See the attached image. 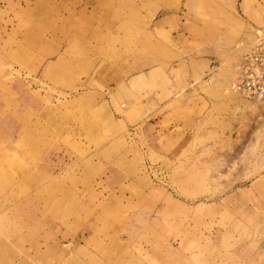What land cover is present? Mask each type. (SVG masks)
<instances>
[{
  "label": "rangeland",
  "instance_id": "obj_1",
  "mask_svg": "<svg viewBox=\"0 0 264 264\" xmlns=\"http://www.w3.org/2000/svg\"><path fill=\"white\" fill-rule=\"evenodd\" d=\"M232 4L233 0H0V91L16 96L15 85L25 82L47 96H69L60 89L65 84L58 85L63 90L59 91L51 85L49 73L33 69L41 68L54 52L58 54L56 67L62 81L74 80V85H79L81 78L87 77L86 72L81 73L84 65L91 71L95 86L115 79L124 84L144 74L149 68L147 61L161 55L168 46L173 49L180 45L183 35L199 39L195 43L198 47H214L216 36L223 29L226 33L231 30L229 21L218 19L217 8L230 9ZM168 13H174L178 21L162 34L157 21L171 17ZM234 28L241 35L234 45L237 49L225 60L213 59L210 69L200 78V83L215 81L217 73L227 71L222 96L206 104V111L189 123L184 135L177 131L174 137L160 141V149L146 152L145 122L130 120V114L128 121L111 126L107 132V136H116L113 148L117 156L110 167L127 184L124 189L123 184L105 188L106 226H112V230L104 235L100 249L88 255L95 264L96 257L106 262L118 258L121 264H158V249L151 251L150 243H161L160 234L139 233L130 247L131 236L125 232V227L139 220L132 217L134 211L151 208H155L151 225L167 226L169 233L165 236L179 249L189 248L185 239L197 231L200 242L195 251L205 253L210 243L206 236L229 231L233 235L223 238L218 260L221 264H245L232 261L229 251L248 243L250 234V243L261 256L255 263L264 264V100L225 92L235 77L238 53L258 26L245 30L237 24ZM143 81L145 77L141 75L133 84ZM81 87L69 90L76 94L82 92ZM158 108L150 106L143 118ZM133 112L134 108L130 113ZM147 192L153 194V202L147 201ZM166 195L182 200L185 208L179 212L177 206L166 202ZM165 205L174 211L173 215L159 218ZM20 224L21 218L16 216L4 221L8 226ZM63 244L62 249L73 246L67 238Z\"/></svg>",
  "mask_w": 264,
  "mask_h": 264
},
{
  "label": "crops",
  "instance_id": "obj_2",
  "mask_svg": "<svg viewBox=\"0 0 264 264\" xmlns=\"http://www.w3.org/2000/svg\"><path fill=\"white\" fill-rule=\"evenodd\" d=\"M232 5L230 9L217 8L218 19L229 21L231 30L226 33L223 29L213 41L214 47L208 49L206 44L198 47L195 43L199 39L183 35L180 45L173 49L168 46L161 55L147 61L149 68L144 74H137L124 84L115 79L95 86L90 79L91 71L84 65L81 73L86 72L87 77H82L79 85L75 86L74 80L62 81L58 79V54L54 52L41 68L33 69L49 73L53 88L65 84L60 89H65L69 96H47L25 82L15 85L16 96L0 91V264H95V259L92 257L91 261L88 255L100 249L104 235L112 230V226H106L105 188L115 189L123 184L124 189L127 184L110 167L117 156L113 148L116 136H107V132L123 120L128 121L130 114V120L145 122L148 143L144 151L158 150L164 137H174L177 131L184 135L189 123L206 111V104L221 98L228 82L227 71L217 73L215 81L200 83V78L210 69L213 59L225 60L237 49L234 45L241 35L235 25L240 24L245 30L264 27V0H233ZM175 17L173 13L157 21L162 34L176 26ZM141 75L145 81L133 84ZM72 87H81L82 92L72 93ZM146 94L151 97L145 98ZM153 105L159 108L143 118L144 111ZM146 198L153 202L152 193L147 192ZM164 198L177 206L179 212L185 208L179 198L171 195ZM154 209H140L132 214L139 220L128 229L125 227L131 236L130 247L139 233H157L162 242L150 244L151 251L158 249V264H203L202 258L204 264H221L218 250L223 238L227 240L233 233L206 236L210 241L205 246L207 251L199 254L195 248L199 246L200 233L195 231L185 239L189 248L179 249L165 236L169 233L167 226L151 225ZM173 212L165 205L157 216L170 217ZM15 216L21 218L22 224L4 225L6 219ZM65 238L73 243L71 248L62 249ZM252 238L249 234L248 243L229 251L232 261L256 264L261 256L250 243ZM96 258V264H121L118 258L113 262Z\"/></svg>",
  "mask_w": 264,
  "mask_h": 264
},
{
  "label": "built area",
  "instance_id": "obj_3",
  "mask_svg": "<svg viewBox=\"0 0 264 264\" xmlns=\"http://www.w3.org/2000/svg\"><path fill=\"white\" fill-rule=\"evenodd\" d=\"M225 92L264 100V27L255 28L236 59L235 77Z\"/></svg>",
  "mask_w": 264,
  "mask_h": 264
}]
</instances>
